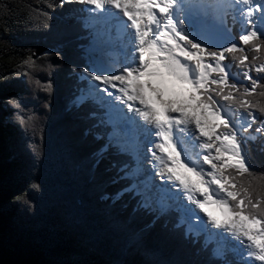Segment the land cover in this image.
<instances>
[{
	"label": "snow or ice",
	"instance_id": "6c2138e0",
	"mask_svg": "<svg viewBox=\"0 0 264 264\" xmlns=\"http://www.w3.org/2000/svg\"><path fill=\"white\" fill-rule=\"evenodd\" d=\"M69 3L82 5L86 13L75 17L83 66H70L77 81L71 107L97 106L82 117L92 121L83 135L101 141L84 160L95 174L109 153L124 157L110 159L103 169L112 173L109 183H124L100 198L114 203L127 195L134 201L132 212L142 211L151 223L179 232L190 250V259L145 264H264V182L253 177L244 150L245 136L251 137L249 120L264 133V103L249 99L257 80L248 70L255 65L244 63L243 49L229 39L225 22L239 14L233 20L240 26L239 42L260 51L264 0H218L214 6L201 0H53L49 7ZM43 26L51 27L50 22ZM228 54L250 87L229 71ZM42 55L63 61L60 46ZM32 56L24 61L29 67ZM255 71L264 72V63ZM45 90L51 93V82ZM6 107L16 116L22 104L10 96ZM31 188L41 190L35 182ZM21 203L32 207L27 196ZM207 204L215 205L222 218L207 213Z\"/></svg>",
	"mask_w": 264,
	"mask_h": 264
},
{
	"label": "trees",
	"instance_id": "16d2710c",
	"mask_svg": "<svg viewBox=\"0 0 264 264\" xmlns=\"http://www.w3.org/2000/svg\"><path fill=\"white\" fill-rule=\"evenodd\" d=\"M51 3L0 0V264H145L190 259L179 232L151 223V216L142 211L132 212L134 201L127 195L114 203L100 198L124 183H109L112 173L103 171L110 159L122 158L109 153L95 174L89 172L84 157L101 141L83 135L92 121L82 117L94 107H71L77 81L70 66H83L76 47L81 33L75 20L80 15L78 4L54 9ZM44 22H50V29L44 28ZM57 46L63 61L42 55ZM240 48L244 63L255 65L248 70L257 80L249 99L264 103L259 96L264 91V72L255 71L264 63V48L258 52L248 45ZM30 54L31 67L24 63ZM225 62L244 81L232 54L226 55ZM48 82L51 93L45 90ZM245 84L250 87V80ZM10 96H17L22 104L16 116L15 109L6 107ZM251 111L260 115L256 109ZM253 125L256 137L246 141L244 150L253 177L264 182V133L255 131L258 122ZM33 182L41 186L40 191L31 188ZM25 196L31 208L21 203Z\"/></svg>",
	"mask_w": 264,
	"mask_h": 264
},
{
	"label": "rangeland",
	"instance_id": "374dc122",
	"mask_svg": "<svg viewBox=\"0 0 264 264\" xmlns=\"http://www.w3.org/2000/svg\"><path fill=\"white\" fill-rule=\"evenodd\" d=\"M203 1V3H207V0H202ZM78 4V3H77ZM76 8H78V12L77 13H80V15L81 16H84V15H86V13H84V12H82L81 11V9L83 8V6L82 5H80V4H78V7H76ZM72 14H74V12H71ZM72 14H70L71 16L70 17H72V16H74V15H72ZM238 15L239 14H236L235 16H227V17H225V22L228 24V26H229V28L231 29V34H230V37H232V39H234L236 42H237V47L238 48H240V46H242L243 44L242 43H240L239 42V40H238V34H239V32H240V26L238 25V24H234L233 23V20L235 19V18H237L238 17ZM90 22V21H89ZM236 34V35H235ZM236 36V37H235ZM111 57H106L105 58V60H108V59H110ZM224 63H225V61H224ZM229 71H230V69H229ZM236 71V75H234V74H232L234 77H236L237 79H240L239 77H238V75H240V72L236 69L235 70ZM107 74V73H106ZM241 80V79H240ZM242 84H243V86H247L246 84H245V80L244 81H242ZM238 85H240V84H238ZM110 90V89H109ZM110 91H112V90H110ZM105 99V98H104ZM115 102H117V103H119L118 101H115ZM97 106L95 105V107L94 108H96ZM121 107H124L123 105H121ZM124 108H126V107H124ZM124 111L126 112V109H124ZM248 123L249 124H251V127H248V133H250V134H252V132H251V129L253 128V122L251 121V120H249L248 121ZM245 127H247V124L245 125ZM254 129H257V128H254ZM104 130V129H103ZM251 137H256V134L255 135H251ZM251 137H248L247 135L245 136V139H246V141H252L254 138H251ZM101 143V142H100ZM120 158H124V157H120ZM225 159H226V157H225ZM214 208V207H213ZM219 211V210H218ZM216 212V213H218V215H219V212ZM220 214H221V212H220ZM212 216H217L216 214H212ZM222 216V215H221ZM205 222H207V220L205 219ZM213 231H217L216 229H213ZM225 235L226 236H229L230 234H228V233H225Z\"/></svg>",
	"mask_w": 264,
	"mask_h": 264
},
{
	"label": "bare ground",
	"instance_id": "6f19581e",
	"mask_svg": "<svg viewBox=\"0 0 264 264\" xmlns=\"http://www.w3.org/2000/svg\"><path fill=\"white\" fill-rule=\"evenodd\" d=\"M217 2H218V0H210V3H211L212 6H214ZM210 11H211V10H210ZM79 16H81V15H79ZM124 19H126V18H124ZM113 38L115 39V33L113 34ZM229 39H232V37H229ZM224 46L226 47L227 44H225ZM110 90L115 91V89H110ZM85 105H88V106H90V107L93 106V104H91L90 102L85 103L83 106H85ZM93 107H94V106H93ZM124 109H126V111H128L127 108H124ZM130 115H135V113H130ZM137 119H138V117H137ZM140 123H144V122H143V121H140ZM148 156L150 157L151 154L148 153ZM148 165H149V164H148ZM150 166H151V165H150ZM204 168H205V171L208 170V166H207V165H205ZM181 171H182V170H181ZM206 178H207V177H206ZM185 203H187V201H185ZM205 210H206L207 213H210L211 215H212V214H216V215H217L216 218H218V219L222 218V216H221V214H220V211H218L219 209H218L217 207H214V208H213V207L210 206V204H207V205H205ZM197 211H199V210H197ZM217 211L219 212V215H218V213H216ZM200 215H201V216H204V218L207 220V216L205 215L204 212H201ZM214 217H215V216H214Z\"/></svg>",
	"mask_w": 264,
	"mask_h": 264
}]
</instances>
